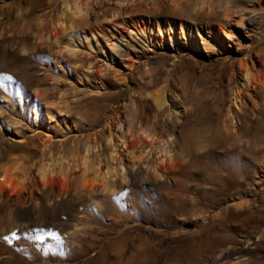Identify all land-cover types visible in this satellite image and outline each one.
Here are the masks:
<instances>
[{"label": "rangeland", "instance_id": "374dc122", "mask_svg": "<svg viewBox=\"0 0 264 264\" xmlns=\"http://www.w3.org/2000/svg\"><path fill=\"white\" fill-rule=\"evenodd\" d=\"M62 1L0 0V166L19 161L27 179L25 203L0 199V264H264V89L258 82L242 87L238 65L253 59L264 77V0H180L177 10L164 0L160 11L141 13L145 20L128 11L138 25L181 21L202 34L195 42L178 34L159 48L107 20L118 2L83 0L79 19L70 1L66 16L79 19L70 23L73 32L88 20L123 36L114 53L103 34L91 46L67 33L55 40L51 23ZM40 14L45 42L34 36ZM225 24L233 36L219 32ZM212 33L222 36L224 53ZM68 40L74 52L62 49ZM114 69L126 80H117ZM155 80L167 85V110L146 96ZM237 87L241 107L232 104ZM38 94L44 107L62 108L54 120L34 121ZM143 131L166 143L179 169L193 161L192 178H155L144 162L161 152ZM116 137L146 147L141 164L129 167L132 155L122 143L117 160L110 158ZM87 139L93 163L132 170V182L116 175L114 196L99 186L90 194L81 187V167H73L64 196L39 189L35 166L50 155L68 159Z\"/></svg>", "mask_w": 264, "mask_h": 264}, {"label": "bare ground", "instance_id": "6f19581e", "mask_svg": "<svg viewBox=\"0 0 264 264\" xmlns=\"http://www.w3.org/2000/svg\"><path fill=\"white\" fill-rule=\"evenodd\" d=\"M70 1L73 3L74 6L73 11H71L72 16L73 17L78 16L79 19L84 18L81 12V3L83 0H63L62 8L61 9L57 8V11L55 10L56 11L55 16L54 17L52 16L53 21L51 23L52 25L51 31L52 34L54 33L53 35L55 40H57L61 34L67 33V35L71 36L72 38L74 36V38H76L77 41H81L83 43L85 42L86 46H91L92 39L98 38L100 34H103L104 41L110 44L111 47L110 50L112 52L113 51L117 52L118 51L117 49L120 46H122L120 41L123 39V36L113 31L109 32L108 28L102 27L101 29H99V27H92L90 22L87 20L85 23L86 28H84V30H82L81 33L73 32L74 26L71 25L70 23L71 21L76 22L79 19L77 20V18L76 19L72 18L71 20V18L69 19V17L66 16V12L69 11L68 10L69 8H71L69 7ZM113 1L118 2V5L116 9L112 13H110L111 17L107 20H110V22H113V24L114 23L120 24L121 26L124 27L125 30L129 31L130 33L136 32L137 34H140L145 40H147L151 45H153L154 48L162 47L164 44H166L167 40L175 39L178 34L183 35L186 39H189V41L192 42H195L196 37L198 36L201 37L202 35L200 34L199 28L195 30L194 29L189 30L187 24L181 21L177 23L169 22L167 24L155 22V25H151L148 21H144L143 25H138L137 22L134 23L132 22L133 20H130L128 18V16H130L128 11L137 9L139 12L138 14L140 19L145 20L143 14L141 13L145 11H151V12L160 11L161 9H163L164 0H113ZM124 3H126L125 8H124L125 5L122 6ZM172 3L173 4L171 8L173 10L179 9L181 3L180 0H172ZM84 4L87 5L88 1ZM129 4H132V6H130ZM42 15L40 14L37 17L38 18L37 31L36 33H34V36L38 41L45 42L50 39V36L45 35L44 24H43V22L45 21L44 19H42ZM230 31L226 30V24L222 25L219 30L221 34L224 33L225 35L233 36L232 33L233 31L232 32ZM221 38L222 36L218 38V36L215 34L213 35V33L211 35V39L217 46L218 51L224 53L226 51V48ZM74 46L75 45H73L72 40H68V42L62 47V49L65 48L67 49V51L74 52V48H75ZM240 48H241L240 46H237L238 50H240ZM238 65L244 79V82L242 83V87H245L250 90L252 87H254V83L258 82L260 84V88L264 89V77L259 79L258 74L260 73V67L255 63L253 59L249 60V58H241L238 61ZM129 66L132 67L133 64H129ZM113 74L114 77L119 81L126 80V77L122 74V71H120V69H114ZM158 83L159 80H155L153 82V84L150 86L152 89L146 92V96L152 99L160 110H167L169 105V99L167 97V90H166L167 85L158 86ZM240 87H237L232 91V104L238 107H241L240 103L242 100ZM41 96L42 95L40 94L36 96L32 109V112L34 114L33 119L36 123H40L43 119H48V120L53 119L55 115L58 112H60L62 109V108L61 109L55 108L54 110H52L44 107V104L42 103L41 100ZM55 102L57 101H51L49 103L53 104ZM118 110L119 107L113 110L112 115H114V118L115 116L117 117L119 115L120 112ZM228 114H229V118L228 121H226L225 123V127L227 129H229L228 125L232 123L233 120V118L231 117L232 115L231 109L228 111ZM110 118L113 117H111L110 115ZM143 133L148 138H150L149 144H151L152 146L157 145V148H159L160 150L159 152H161V157L157 159H153L151 161L144 162L145 165H148V167L153 169V172L155 173L156 176L155 178L163 179L169 176L170 174H173L174 176H178V175L180 176L181 174V176L185 180H190L192 178L193 175L192 166L195 165L193 161L184 164L183 168L179 169L178 162L171 159L169 157V152L166 149H164L166 143L162 144V140L157 139L155 135H151L147 131H143ZM108 140L111 142V133H110V138ZM123 140H124L123 138L116 137L115 144L110 143L109 145L110 158L112 160H117L119 144L120 143L124 145L126 144L125 145L126 147L123 149V152L124 153L128 152L130 155H132L133 162L130 161L129 167L134 168L135 166L141 164L140 162L143 158L142 154L145 153L144 151H146L145 150L146 147L137 146L136 144H131L129 141L127 142ZM49 141L50 140L46 142V145L49 143ZM81 145H82L81 147L71 151L68 159H66L62 155L56 158L53 155H50L48 157V161L46 162L42 161V163L40 162L39 165L37 164L35 166L34 176L37 179V185L39 189L45 190L46 188H51L50 189L51 196L55 199L64 196L68 192V188L73 183L70 181V179H73L71 177L73 167H81L82 169L81 171H83L81 187L84 188L85 190H89L90 194H92L93 190L97 186H99L107 194H109L110 196H114L117 191V189L114 187L116 183L115 180L116 175H118L121 178V180L124 182L125 185L129 184L130 181L132 182V179L134 178L135 175L134 171L132 170L126 171L125 168L122 167L121 170L119 171L117 170L115 172V168H111L110 166L106 170H104L100 166V164L93 163L91 161L92 144L89 141V139H87ZM136 150H139L141 153V156H139L138 158H136L134 155V152ZM4 151H5L4 147L0 145V160L2 158L1 155L4 153ZM134 159H137V161H135ZM64 160H67L68 163L64 164ZM25 175H26V169L19 161L10 162L3 167L0 166V176L4 177V179L0 181V199H2L3 201L6 200L9 201L10 197H15L13 201L17 202L18 204L25 203V201L27 200L26 198H24V190L27 189V184L25 183V180L27 179H24ZM18 178H21V181L18 182L17 180ZM59 180L61 181L59 188L57 190L56 188L52 190V186H55ZM159 186L161 187L167 186V181H161ZM138 199L139 197L136 196L137 201ZM177 211L179 213L182 212L184 213L186 210L180 208ZM237 228L238 226H235V229ZM185 251L188 252L187 250Z\"/></svg>", "mask_w": 264, "mask_h": 264}, {"label": "snow or ice", "instance_id": "6c2138e0", "mask_svg": "<svg viewBox=\"0 0 264 264\" xmlns=\"http://www.w3.org/2000/svg\"><path fill=\"white\" fill-rule=\"evenodd\" d=\"M4 179V177L3 176H0V181H2ZM48 235H55V233H48ZM13 236H15V233H13ZM6 239H7V237H6ZM36 239H42V237H40V236H37L36 237Z\"/></svg>", "mask_w": 264, "mask_h": 264}]
</instances>
